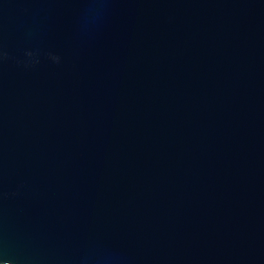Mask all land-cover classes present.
Returning <instances> with one entry per match:
<instances>
[{"label": "water", "instance_id": "water-1", "mask_svg": "<svg viewBox=\"0 0 264 264\" xmlns=\"http://www.w3.org/2000/svg\"><path fill=\"white\" fill-rule=\"evenodd\" d=\"M0 264H264V0H0Z\"/></svg>", "mask_w": 264, "mask_h": 264}]
</instances>
